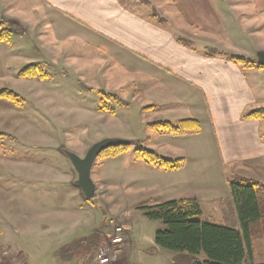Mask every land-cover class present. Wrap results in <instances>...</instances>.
<instances>
[{"label":"crops","instance_id":"obj_1","mask_svg":"<svg viewBox=\"0 0 264 264\" xmlns=\"http://www.w3.org/2000/svg\"><path fill=\"white\" fill-rule=\"evenodd\" d=\"M238 1L159 0L161 7L157 5L160 10L157 16L188 35L199 31L207 38L221 34L238 22L239 11L236 8L246 4ZM5 2L0 0V7L4 9L0 11V22H5L3 28L11 32L8 41H0L1 46H11L9 53L4 50L5 57L11 54L14 58L15 53L22 51L23 45H30V65L42 70L49 68L48 73H41V79H49L57 76L53 68L58 67L63 58L64 64L70 67V60L81 62L87 60L84 54L93 56L92 62L77 64L75 71L79 84L89 94L98 93L101 96L100 105L94 113L97 118L117 116L115 108H111L112 112L101 109L104 105L106 107L105 99L129 110L138 109L144 118L140 123L143 130L141 133L133 132L128 126V139L139 140L140 145L165 159L183 160L175 170H164L144 160L140 173L132 169L128 186L135 189L141 186L148 198L134 202L132 197L130 204L133 209L137 210L140 204L155 206L194 198L202 210L198 221L239 229L231 197V181L226 173L228 169H234L240 175L249 174L250 177H245L249 179L247 181L261 184L258 197L264 215V119L243 117L248 112L264 108V68L245 70L224 55H211L195 49L171 26L158 23L156 14L154 17L149 9L150 0H24L27 5L24 10H28L25 14L27 22L21 20L20 6L9 14ZM249 6L257 17L264 15V0H250ZM38 12L41 14L39 20L36 19ZM258 52L257 62L263 53ZM100 56L107 59H100ZM97 58L100 61H96ZM19 74L18 77L22 78ZM82 74L90 79L87 83L79 79ZM58 75L61 83L49 84L50 90L44 88L45 93L67 91L64 79L67 72ZM2 86L0 94L14 92ZM39 88L42 90L43 85L40 84ZM38 95L35 92L32 100L52 99L51 96H44L37 100ZM5 98L12 101L4 94L0 95L3 106L8 103L3 100ZM52 103L44 101L43 105L48 107ZM107 108L110 109L108 105ZM49 118L51 123L52 115ZM183 120H195L200 128L178 136L150 128L158 123L177 124ZM102 135L98 133L96 138L107 139ZM10 162V173L14 174L23 169L34 172L28 168H36L24 162ZM2 167H5L3 161ZM45 167L39 170L44 171ZM60 178L63 182L68 181L66 174H61ZM0 180L3 179L0 177ZM46 180L44 178L43 181ZM10 202L14 206L18 204L15 199ZM9 210L6 209V218L18 223L23 220L34 222L36 216L39 220L47 217V209H41L39 214H31V217L24 213L16 215ZM257 226L253 233L257 240L252 241V247L255 245L256 248L253 249L254 263L264 264V217ZM102 230L101 243L110 233V230ZM5 245L0 243V249L4 250ZM177 255L174 256L175 261L179 257V264H188L187 258ZM9 258L6 260L12 264L14 259ZM121 260L119 264H126L125 259Z\"/></svg>","mask_w":264,"mask_h":264},{"label":"rangeland","instance_id":"obj_2","mask_svg":"<svg viewBox=\"0 0 264 264\" xmlns=\"http://www.w3.org/2000/svg\"><path fill=\"white\" fill-rule=\"evenodd\" d=\"M238 2H246L244 7L237 5L240 6L236 8V11H239L238 22L229 26L228 30H224L221 34L210 35L211 37L207 38L199 31L190 32L188 35L187 32L174 27L172 23L160 19L157 16L161 7L159 0H150L149 9L153 16L156 14L158 23L171 26L174 32L183 36L182 38L195 49L211 55L221 54L224 57L257 62L258 51L264 54V15L257 17L255 13H252L253 8L249 6L250 0ZM19 6L21 20L27 22L28 17L25 18V14L28 10H24L27 9L24 0L14 2L6 0L5 2V9L9 14L12 10L16 11L15 9ZM3 10L0 7V11ZM234 17L236 18V13ZM40 18L41 14L38 12L36 19ZM42 31L46 30L42 29ZM38 47L41 48V46ZM8 48L11 46L0 45V91L3 90L2 85H5L16 92L19 100L18 103L15 102V105L6 98L3 100L8 103L4 106L0 103V161L2 159L5 163L4 169L2 161L0 162V177L3 179L0 180L2 182V185L0 184V243L7 244L4 250L0 249V261L3 264H9L6 258L12 257L14 259L12 264H94L97 248L104 246L109 236L108 234L101 243L102 229L114 232L118 225L124 224L123 215L126 213L125 215L129 214L131 217L129 235H120L126 237L119 241V251L111 264L122 263L121 259H125L126 264H177L179 257L175 261L174 256H178L179 253L156 245V233L164 229L165 225L146 217L140 207L148 205L147 203L140 204L137 210L130 204L132 197L134 202L148 199L141 186L136 189L128 186L130 171L133 169L135 173L136 171L140 173L144 166L142 159L136 156V150H148L140 145L139 140H132L138 143L134 146H126L128 149L114 158H98L92 171L97 190L93 199L90 200L84 197L80 187L74 183L78 180V172L65 153L69 151L84 158L93 145L104 140L96 138L98 133L103 134L102 137L107 139L131 140L127 136L128 126L133 132L141 133L143 130L140 123L144 118L140 110H129L112 100L105 99L106 108L107 105L110 110L115 108L117 116L97 118L94 113L100 105L101 96L98 93L89 94L79 84L75 71L77 64L90 63L94 60L93 56L84 54L87 60L81 62L70 60L68 62L70 67L64 64L63 58L59 66L53 68L57 76L49 79L45 77L41 79L40 75L19 78L17 74L30 66L29 58L32 54L29 52L32 48L30 45H23L22 51L15 53L14 58L11 54L9 57L3 54L4 50L9 53ZM43 52L47 54L46 51ZM100 57L103 60L107 59ZM96 61H100L99 58ZM245 70L250 69L245 68ZM47 71H50L49 68H44L40 73L45 74L48 73ZM60 72H67V76H64L67 91L45 93L44 88L50 90L49 84L61 83L58 75ZM79 79H83L85 83L90 80L85 74H82ZM39 82H42L40 83L41 86L43 85L42 90L38 89ZM35 92L37 95L39 92L37 100L44 96H51L52 99H41L42 104L41 101L35 102L32 100ZM44 101H53V103L46 107L43 105ZM262 134L264 137V123ZM10 161L24 162L36 168H28L34 172L23 169L15 174L10 173L9 167H12ZM43 166H46L45 170H39L43 169L41 168ZM233 170L228 169L226 172L231 182L249 180L245 178L250 177L249 174L240 175L241 173ZM61 174L68 175V181L63 182L65 178L62 177L64 179L62 181ZM27 177L35 178V180H29ZM44 178L47 180L43 181ZM51 180L58 181L55 183ZM13 199L15 203H18L16 206L10 202ZM50 201H52L51 204ZM7 206L9 208H6ZM6 209H10L9 212L16 215L29 214L26 215L27 217H31L34 213L39 214L41 209H47V217L39 220L36 216L34 222L23 220L18 223L6 218L5 214H8ZM256 240V236H253V243ZM253 249H256L255 245ZM117 256L120 257L117 258V262H114ZM200 259L204 260V256Z\"/></svg>","mask_w":264,"mask_h":264},{"label":"trees","instance_id":"obj_3","mask_svg":"<svg viewBox=\"0 0 264 264\" xmlns=\"http://www.w3.org/2000/svg\"><path fill=\"white\" fill-rule=\"evenodd\" d=\"M5 26V22H0V41H8L11 37L9 29L3 28ZM228 58L243 68H264L258 62L235 57ZM40 71L38 66L30 65L21 71L19 76L26 78L40 75L43 78ZM3 94L13 102L18 101V96L14 92L4 91L0 95ZM101 109L112 111L105 106ZM243 117L244 119H264V108L248 112ZM150 127L176 136L184 135L189 131H197L200 128L195 120H183L177 124L164 122ZM126 149L128 147L110 148L104 151L100 158H114ZM135 153L139 159L164 170L178 169L183 161L167 160L154 152L143 149L136 150ZM229 184L240 224L239 229L200 222L197 218L202 215V210L197 200H174L142 208L148 219L160 221L165 225L164 229L156 233V245L162 249L179 253L183 258H187L188 264H255L252 239L254 229L264 217L258 197L262 186L257 182L247 180L229 182ZM203 256L204 260L200 259Z\"/></svg>","mask_w":264,"mask_h":264},{"label":"water","instance_id":"obj_4","mask_svg":"<svg viewBox=\"0 0 264 264\" xmlns=\"http://www.w3.org/2000/svg\"><path fill=\"white\" fill-rule=\"evenodd\" d=\"M259 63L264 66V54L260 55ZM137 143V141L125 139H104L93 145L84 158L72 152L65 151L75 170L78 172L79 177L75 184L81 188L87 200L93 199L97 190L96 183L92 178V171L97 159L102 153L110 148L134 146Z\"/></svg>","mask_w":264,"mask_h":264},{"label":"built area","instance_id":"obj_5","mask_svg":"<svg viewBox=\"0 0 264 264\" xmlns=\"http://www.w3.org/2000/svg\"><path fill=\"white\" fill-rule=\"evenodd\" d=\"M129 216H124V224L118 225L112 234L107 237L105 240L104 246H102L95 258V264H111L114 260V256L119 251L118 243L123 240L122 234H127L129 229ZM0 264H3L0 261Z\"/></svg>","mask_w":264,"mask_h":264}]
</instances>
